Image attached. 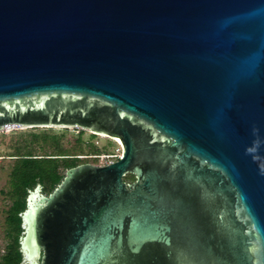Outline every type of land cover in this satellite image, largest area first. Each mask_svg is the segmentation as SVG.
I'll return each mask as SVG.
<instances>
[{
  "label": "water",
  "instance_id": "95a60500",
  "mask_svg": "<svg viewBox=\"0 0 264 264\" xmlns=\"http://www.w3.org/2000/svg\"><path fill=\"white\" fill-rule=\"evenodd\" d=\"M40 124L123 151L29 191L23 264H264V0H0V130Z\"/></svg>",
  "mask_w": 264,
  "mask_h": 264
},
{
  "label": "rangeland",
  "instance_id": "374dc122",
  "mask_svg": "<svg viewBox=\"0 0 264 264\" xmlns=\"http://www.w3.org/2000/svg\"><path fill=\"white\" fill-rule=\"evenodd\" d=\"M122 151V143L114 136L86 128L40 124L0 130V259L13 240L9 234L7 216L14 200L11 172L19 154L58 157L56 170L65 174L66 159L75 165H101L116 160ZM125 179L133 180L134 175L128 174ZM41 192L47 194L51 189L41 186Z\"/></svg>",
  "mask_w": 264,
  "mask_h": 264
},
{
  "label": "trees",
  "instance_id": "16d2710c",
  "mask_svg": "<svg viewBox=\"0 0 264 264\" xmlns=\"http://www.w3.org/2000/svg\"><path fill=\"white\" fill-rule=\"evenodd\" d=\"M64 163L66 169L75 166L69 159L64 160ZM58 164V157H37L32 153L19 154L11 172L14 200L7 216L9 234L13 240L1 257L0 264H23L24 254L20 241L24 231L22 212L26 209L27 196L29 191L39 184L52 191L61 182L65 174L56 170Z\"/></svg>",
  "mask_w": 264,
  "mask_h": 264
},
{
  "label": "flooded vegetation",
  "instance_id": "af4514ba",
  "mask_svg": "<svg viewBox=\"0 0 264 264\" xmlns=\"http://www.w3.org/2000/svg\"><path fill=\"white\" fill-rule=\"evenodd\" d=\"M128 174H133V175H134V179H133V180H130V181H127V180L125 179V177H126ZM128 174L124 177V179H125L127 182H134V181H136L137 177H136V175H135L134 173L130 172V173H128Z\"/></svg>",
  "mask_w": 264,
  "mask_h": 264
},
{
  "label": "built area",
  "instance_id": "2783aa9c",
  "mask_svg": "<svg viewBox=\"0 0 264 264\" xmlns=\"http://www.w3.org/2000/svg\"><path fill=\"white\" fill-rule=\"evenodd\" d=\"M121 156H122V154L120 153V154H119V157H117V159L120 158ZM117 159H116V160H117ZM114 161H115V160H114ZM110 162H113V161H110ZM110 162H107V163H105V164H108V163H110ZM101 165H104V164H101Z\"/></svg>",
  "mask_w": 264,
  "mask_h": 264
}]
</instances>
